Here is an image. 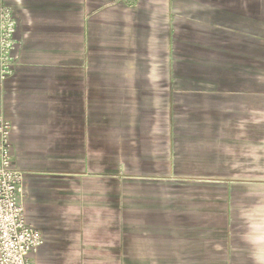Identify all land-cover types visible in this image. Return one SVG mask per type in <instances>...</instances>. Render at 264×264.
Here are the masks:
<instances>
[{
    "label": "crops",
    "instance_id": "obj_1",
    "mask_svg": "<svg viewBox=\"0 0 264 264\" xmlns=\"http://www.w3.org/2000/svg\"><path fill=\"white\" fill-rule=\"evenodd\" d=\"M5 3L17 64L0 115L36 263L264 264V87L258 119L189 134L161 68L171 0ZM238 131L259 160L238 162Z\"/></svg>",
    "mask_w": 264,
    "mask_h": 264
},
{
    "label": "rangeland",
    "instance_id": "obj_2",
    "mask_svg": "<svg viewBox=\"0 0 264 264\" xmlns=\"http://www.w3.org/2000/svg\"><path fill=\"white\" fill-rule=\"evenodd\" d=\"M170 9L171 58L162 54L161 68L168 61L179 91L174 120L189 134L227 136L229 126L258 119L248 94L264 87V0H171ZM236 140L238 162L259 160L242 131Z\"/></svg>",
    "mask_w": 264,
    "mask_h": 264
},
{
    "label": "built area",
    "instance_id": "obj_3",
    "mask_svg": "<svg viewBox=\"0 0 264 264\" xmlns=\"http://www.w3.org/2000/svg\"><path fill=\"white\" fill-rule=\"evenodd\" d=\"M16 30L13 9L0 0V85L15 71ZM12 133V124L0 115V264H37L44 239L26 222L25 175L12 159Z\"/></svg>",
    "mask_w": 264,
    "mask_h": 264
}]
</instances>
